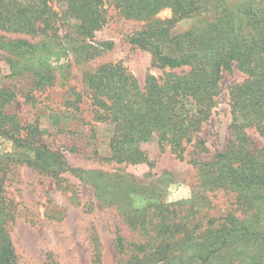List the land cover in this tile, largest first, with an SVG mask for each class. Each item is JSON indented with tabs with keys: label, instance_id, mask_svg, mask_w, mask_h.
I'll return each instance as SVG.
<instances>
[{
	"label": "trees",
	"instance_id": "16d2710c",
	"mask_svg": "<svg viewBox=\"0 0 264 264\" xmlns=\"http://www.w3.org/2000/svg\"><path fill=\"white\" fill-rule=\"evenodd\" d=\"M111 8L144 23L128 41L148 52L162 74H148L142 84L121 62L85 72L95 123L114 127L109 160L146 163L142 146L150 142L161 154L182 159L191 146V162L206 185L232 192L241 211L207 220L177 204L150 201L130 224L151 237L130 249L119 237L121 264H264V144L255 137L264 139V0H0V29L33 37L0 36L9 78L18 83L0 87V137L12 139L16 149L2 156L0 170L4 161L27 160L51 175L68 171L62 154L43 142L37 121L22 123L12 109L19 98L35 106L37 94L57 84L52 58L74 55L79 64L102 54L109 43L95 38ZM166 9L172 17L157 18ZM183 19L195 22L174 33ZM236 71L244 79L228 91L229 145L205 161L199 158L208 152L200 133L218 106L224 76ZM126 188L131 193L134 186ZM4 211L0 201V264H16Z\"/></svg>",
	"mask_w": 264,
	"mask_h": 264
},
{
	"label": "rangeland",
	"instance_id": "374dc122",
	"mask_svg": "<svg viewBox=\"0 0 264 264\" xmlns=\"http://www.w3.org/2000/svg\"><path fill=\"white\" fill-rule=\"evenodd\" d=\"M171 17L169 9L157 15L161 20ZM194 22L183 19L174 33L188 31ZM143 24L126 20L111 8L108 23L95 38L96 43H109L102 54L79 64L74 55L59 61L52 58L51 64L58 71L57 84L37 94L35 106L19 98L13 107L22 123L37 121L43 142L62 154L69 166L65 173L51 175L28 165L27 160L4 161L0 201L8 214L5 228L16 264H96L97 258L101 264H121L116 244L119 237L129 249L130 244L151 237L130 224V216H139L150 201L177 204L186 213L195 212L207 220L221 219L230 212L241 216L232 192L206 185L207 178L191 162V146L182 159L170 151L161 154L158 145L150 142L142 146L148 153L146 163L125 165L109 160L114 127L95 123L83 77L103 64L119 62L142 84L148 74L161 76L162 72L151 66V55L128 41ZM0 36L33 40L2 29ZM6 56L0 49V87L18 84L9 78ZM61 66L64 69L59 71ZM243 79L238 71L224 76L218 106L200 133L208 152L199 158L208 161L217 151L227 149L232 121L228 91ZM255 137L258 145L264 144V139ZM12 141L0 137V161L7 153L16 152ZM130 184L134 189L127 193ZM129 211L133 215L127 214Z\"/></svg>",
	"mask_w": 264,
	"mask_h": 264
}]
</instances>
